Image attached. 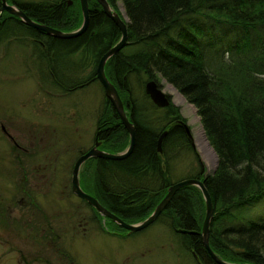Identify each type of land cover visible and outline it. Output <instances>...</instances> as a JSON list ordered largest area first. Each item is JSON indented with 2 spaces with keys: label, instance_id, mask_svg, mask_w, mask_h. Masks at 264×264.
<instances>
[{
  "label": "trees",
  "instance_id": "16d2710c",
  "mask_svg": "<svg viewBox=\"0 0 264 264\" xmlns=\"http://www.w3.org/2000/svg\"><path fill=\"white\" fill-rule=\"evenodd\" d=\"M9 1L33 21L63 32L76 30L82 22L78 0L70 6L66 0ZM88 1L89 25L82 35L71 40L47 39L11 16L0 23V31L10 30L7 39L33 48H38L37 41L61 49L67 47L72 50L70 55H79L77 61L73 60L75 66L72 63L69 69L75 73L80 68L88 69L89 81L95 77L101 56L119 41L121 34L101 6L95 0ZM107 2L113 10L121 3L128 38L126 45L106 62L105 74L135 127L136 141L126 159L87 160L79 174L82 188L109 212L132 224L154 211L173 184V158L182 157L183 152L193 153L179 123L184 120L175 106L170 104L160 110L151 104L152 110L161 112L150 114L157 117L156 121H150L145 114L149 112L143 106V99L149 101L144 93L145 83L165 80L195 108L216 155L212 173L206 174L203 164L194 156L196 172L185 177L203 181L210 195L214 208L209 234L211 250L229 263L264 264V221L243 223L238 219L239 214L264 197V0ZM7 16L4 13L2 20ZM224 30L235 33L225 48L217 36ZM137 45L149 49L124 53L126 48ZM49 69L57 78L59 70ZM52 74L48 77L54 82ZM136 78L138 83L133 85ZM73 86L69 83L61 88ZM139 92L143 98L140 101ZM165 117H172L176 127L162 141L159 153L157 143ZM95 133L103 151L116 154L129 145V135L105 97L98 110ZM204 213L200 190L186 186L175 193L156 223L167 225L199 263L215 264L200 237ZM179 229L195 234H180L176 232Z\"/></svg>",
  "mask_w": 264,
  "mask_h": 264
},
{
  "label": "rangeland",
  "instance_id": "374dc122",
  "mask_svg": "<svg viewBox=\"0 0 264 264\" xmlns=\"http://www.w3.org/2000/svg\"><path fill=\"white\" fill-rule=\"evenodd\" d=\"M115 11L124 15L121 3H117ZM217 36L224 47L235 33L224 30ZM31 47L0 38V206L2 213L10 212L9 218L4 215L0 218V264H22L20 257L29 261V254L35 255V249L24 236L23 221L30 213L35 218L34 211L37 214L39 209L38 215L44 221L59 226L61 252L70 256L69 260L64 255L61 264H71V261L73 264H195L179 238L164 224L153 222L147 229L121 240L107 237L99 230L91 229L85 236L73 232V223L69 220H74L68 216L80 210L78 207L82 203L69 192L71 170L80 153L93 145L98 110L104 95L99 84L88 81V69L82 68L76 75L70 69L57 71L58 76L68 78L61 80L62 85L78 78L82 83L89 82L86 87L71 93L62 90L48 77V64L32 58ZM142 49L149 48L137 45L126 48L124 53ZM75 57L70 61L79 59V55ZM136 83L137 78L133 85ZM158 84L188 124L194 144L193 153L183 152L182 157L173 158V183L196 172L194 156L203 164L206 174L212 173L216 167V155L206 139L209 148L202 139L201 134H205L195 108L175 89H168L165 80H158ZM137 98L142 100V93L139 92ZM150 102V99H143V106L149 110L145 114L150 121H156L157 117L150 115L156 111L152 110ZM156 113L160 115L161 112ZM12 140L18 150L14 149ZM174 154L176 156V151ZM26 205L32 208L28 209ZM238 219L245 221L243 223L264 221V197L256 206L239 214ZM4 221H10V224ZM101 226L103 229L105 224L102 222Z\"/></svg>",
  "mask_w": 264,
  "mask_h": 264
},
{
  "label": "water",
  "instance_id": "95a60500",
  "mask_svg": "<svg viewBox=\"0 0 264 264\" xmlns=\"http://www.w3.org/2000/svg\"><path fill=\"white\" fill-rule=\"evenodd\" d=\"M79 2H80V8H81L83 21H82L81 26L76 31H71V32H61L60 30H56L46 25L34 22L28 16H26L23 11H21L20 9H18L17 7L13 5L7 4L6 0H1L0 15L3 12L9 13L10 15L17 17L27 27L43 32L47 36L60 38V39H73V38H76L82 35L86 31L89 25L88 2L87 0H79ZM96 2L99 4V6H101L105 16L109 18L114 23V25L118 28V30L120 31L121 37L119 41L114 46H112L107 52H105L100 58L96 66L95 79L101 85L105 98L111 103L113 109L116 111L121 123L123 124L125 130L127 131L129 135V145L123 153L112 154V153L99 149L101 143L97 140V135H96L95 143L93 147H91L87 152L81 154L74 162L73 168L71 170L72 193L76 197L85 201L99 215L106 217L108 219H111L120 227L128 230L130 233H134V232H139L147 228L153 222H155L157 218L159 217V215L161 214V212L167 207L171 198L175 195V193L179 189H181L182 187H186V186H194L200 190L202 194L203 202H204L205 213H204V219L202 222V227H201V232H200V237H201V241H202L204 249L206 250L207 254L209 255V257L215 264H235V263H229V262L223 261L211 250L209 246L210 225H211V220H212L213 213H214V208H213L210 195L207 189L205 188L203 181H201L200 179L187 178V179H183L181 181H178L170 185L167 188V192L165 196L156 206L154 211L147 218H145L144 220L136 224H127L123 222L120 218H118L117 216L109 212L107 209H105L92 195L85 193L81 189L80 183H79V172H80L81 167L87 160L92 159V158H99V159H106V160H113V161H119V160L126 159L132 153L134 146H135V141H136L135 127L133 123L129 120L125 112L123 103L118 95V92L115 86L108 80V78L106 77L105 71H104V67L108 59H110L113 55L117 54L127 43V38H128L127 24H126L127 19L125 15L120 16L117 12H115L110 6V4L107 2V0H96ZM68 5H71V1H69ZM144 93L148 96L150 101L159 108L167 107L170 103L166 94L163 92V90H161L158 87L157 83L153 80L148 81L145 84ZM179 123L183 125L185 132L188 136V139L191 140L192 138L191 131L189 130L187 125L180 121ZM166 134L167 132H163L158 139L157 150L159 153H161L162 141H163V138L166 136ZM176 232L180 234H187V235L195 234V232H190V231L182 230V229H179ZM249 264H252V263H249Z\"/></svg>",
  "mask_w": 264,
  "mask_h": 264
},
{
  "label": "flooded vegetation",
  "instance_id": "af4514ba",
  "mask_svg": "<svg viewBox=\"0 0 264 264\" xmlns=\"http://www.w3.org/2000/svg\"><path fill=\"white\" fill-rule=\"evenodd\" d=\"M6 2L9 5L15 6L9 0L8 1L6 0ZM65 2L68 5L69 0H66ZM72 3H73V0L71 1V5H72ZM88 3H89V1H88ZM68 6H70V5H68ZM4 13H6V12L1 13V15H0V23L1 24L2 23L4 24L5 20H9L10 19L9 16L14 17V16L10 15L9 13H6V14H8V16L4 20H2V15ZM35 31H37V30H35ZM37 32H40V31H37ZM9 34H10V30H8L6 28H3L0 31V38L1 37H2V39H5L6 38V40H7V36ZM40 34L43 35L44 37H46L47 39L59 40V39L53 38L51 36H47L43 32H40ZM41 39H42V37H41ZM68 40H71V39L59 40V41H68ZM37 42H38V48L31 47V49L33 51L32 58H34V60L38 61L39 63H47L48 66L50 68H52V69H55V68L56 69H61V68H63V71H64V69L65 70H68L69 67L72 66V63H73V66H74V62L73 61H70L73 58V56L70 55V54H72V50L68 49L67 47H63L61 49L60 47H56V45L55 46H53V45L52 46H48V45L43 44L41 41H37ZM35 55H36L37 58L35 57ZM49 73L52 74L51 69H49ZM74 74H75V72H74ZM51 76H52V78L54 80V83H57L58 85H60V87L62 85V81L61 80L62 79H68V78H66L67 76H65V75H59L57 78L54 77L53 74ZM94 81L95 82L97 81L95 79V77L92 78L91 80H89V82H94ZM89 82L86 81L85 83H82V84H84L86 86L87 84H89ZM69 83L70 82H68L67 84H69ZM156 83H157L158 87L161 90H163L160 87V85L158 84V82H156ZM75 88L76 87L67 88V89L66 88L65 89H62L61 88V89L62 90H67L69 93H71L73 90H75ZM166 96H167V98H168V100L170 102L169 105L172 104L173 103L172 102V99L169 97V95L166 94ZM169 105L167 107H164V108H159V107H157L155 105L154 106L157 109L165 110L166 108L169 107ZM165 118H166V123L164 124V127H163V130L162 131L163 132H167V134H168L169 131H170V129L172 127H176V125H174V122H171L172 117H165ZM179 121H181V120H179ZM175 122H177V121H175ZM167 134H166V136H167ZM95 136H96V133L94 135L93 145H94V142H95ZM166 136L164 138H166ZM164 138H163V140H164ZM11 142H12V145L14 146V149L15 150H18V147H17V144L15 143V141L12 140ZM188 142H189L192 150L194 151L193 138H191V140L188 139ZM87 151H85V152H87ZM85 152H81V154H83ZM161 153H162V150H161ZM25 182H26V180H25ZM69 182H70L69 183V192L74 197H76L72 193V190H71V177H70V181ZM79 183H80V181H79ZM80 187H81V189L85 193L89 194L88 192H86L82 188V185L81 184H80ZM76 198L82 203V206L78 207V208H81L80 210L73 211L72 215L71 216H68L69 218L71 217L74 220L75 225H76L75 226L74 225V222H72V221L69 220L70 223H73L72 224L73 225L72 226L73 232L76 231V233H81L83 236H85L87 234V232H89V233L91 232V229L93 231L99 230L104 235H106L107 237L114 238V239H118V240H121V239H124V238H127V237H132V235H134L135 233H137V232L130 233L128 230H126V229L120 227L119 225H117L111 219H108L106 217H103V216L99 215L85 201L81 200L78 197H76ZM26 206H27L28 209H31L32 208L30 205H26ZM8 208L10 209V207H8ZM83 208H87V209H83ZM1 209H2V207L0 206V218L3 215H4L5 218L6 217L9 218L10 217V212H8V213L5 214L4 212L2 213V210ZM85 210H86V212H85ZM39 212H41L40 209L37 211V214L34 211V214L33 215L35 216V218H33L32 214L30 213L29 216H26L27 219L23 221L24 226L26 228V231H25L26 234H24V236L26 237V239L28 237V239L30 241V242H28V244L31 246V248H34L35 249L36 253H35V255L29 254V257H30L29 261H27L26 258L23 257V256L20 257V259L23 262L22 264H61V261H62L61 258H64L63 257L64 255H66L67 258L70 260V256L69 255L65 254V252H61V247L59 245L60 244L61 237H60V229H59L58 224L52 223V221H44L43 218L40 215H38ZM118 218H120V217H118ZM120 219L123 222L127 223V224H132V223L126 222L122 218H120ZM102 222L105 224V226H104L103 229H102L103 226H101L102 225ZM4 223H6V224L9 225L10 224V221L9 222L4 221ZM134 224H136V223H134ZM147 228H145V229H147ZM10 229L11 228L9 227V231H10ZM145 229H143V230H145ZM143 230H141V231H143ZM141 231H139V232H141ZM189 253L191 254L192 260L194 261L195 264H201V263H199V261L197 259V256L194 255L193 252H189ZM64 264H66V263L64 262ZM71 264H73L72 261H71Z\"/></svg>",
  "mask_w": 264,
  "mask_h": 264
},
{
  "label": "bare ground",
  "instance_id": "6f19581e",
  "mask_svg": "<svg viewBox=\"0 0 264 264\" xmlns=\"http://www.w3.org/2000/svg\"><path fill=\"white\" fill-rule=\"evenodd\" d=\"M88 2V1H87ZM78 4H79V8H80V2H79V0H78ZM113 9V8H112ZM88 10H89V14H90V7H89V3H88ZM22 11V10H21ZM80 11H81V8H80ZM25 14V13H24ZM26 15V14H25ZM81 15H82V13H81ZM27 16V15H26ZM15 17V16H14ZM17 18V17H16ZM18 19V18H17ZM31 19V18H30ZM19 20V19H18ZM32 20V19H31ZM20 21V20H19ZM82 21H83V17H82ZM35 22V21H34ZM41 24V23H40ZM81 24H82V22H81ZM81 24H80V26H81ZM44 25V24H43ZM79 26V27H80ZM48 27H50V26H48ZM78 27V28H79ZM51 28V27H50ZM77 28V29H78ZM76 29V30H77ZM57 30V29H56ZM76 30H73V31H76ZM62 32V31H61ZM53 38H55V37H53ZM56 39H59V40H66V39H60V38H56ZM102 57V56H101ZM100 60V59H99ZM99 62V61H98ZM106 65V64H105ZM59 71H62L63 70V68H61V69H58ZM65 70V69H64ZM71 70V69H70ZM104 71H105V67H104ZM96 72V71H95ZM74 73V72H73ZM76 75V74H75ZM70 83H73L74 84V86L73 87H76L75 88V90H77V89H79V88H83V87H86L84 84H82V82L79 80V78L78 79H76L75 81H71ZM79 86V87H78ZM101 87V86H100ZM168 89H170V90H172V91H174L173 90V88H171V86H169L168 85V87H167ZM101 90H102V92H103V89H102V87H101ZM103 95H104V92H103ZM180 102H183V99L180 97ZM190 107V106H189ZM201 136H202V139H203V141H204V143H206V141H205V138H204V136H203V134H201ZM95 143V142H94ZM206 146L209 148V146L207 145V143H206ZM92 147H93V145H92ZM101 150V149H100ZM210 151H211V153L213 154V156H214V153L212 152V150L210 149ZM124 152V151H123ZM123 152H120V153H116V154H121V153H123Z\"/></svg>",
  "mask_w": 264,
  "mask_h": 264
}]
</instances>
